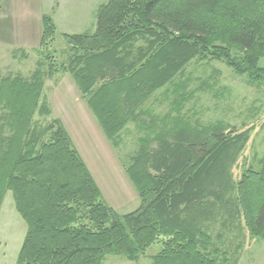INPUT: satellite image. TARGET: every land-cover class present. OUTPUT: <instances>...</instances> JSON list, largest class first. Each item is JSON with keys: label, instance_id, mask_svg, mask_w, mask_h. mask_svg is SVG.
<instances>
[{"label": "trees", "instance_id": "16d2710c", "mask_svg": "<svg viewBox=\"0 0 264 264\" xmlns=\"http://www.w3.org/2000/svg\"><path fill=\"white\" fill-rule=\"evenodd\" d=\"M95 16L92 33L63 35L66 63L53 59L45 71L38 62L29 77L0 79V207L10 191L26 225L15 264L137 261L160 238L152 264H223L210 234L216 225L217 237L244 226L264 238V154L237 178L251 127L188 118L169 125V110L155 115L146 103L159 90L168 98L169 84L185 90L193 60L223 61L250 82L264 81V0H107ZM41 20L39 54L56 33L50 17ZM59 71L71 75L114 148L130 120L148 132L123 165L135 210L121 215L103 201L59 118L34 125L36 113L51 114L42 90Z\"/></svg>", "mask_w": 264, "mask_h": 264}, {"label": "rangeland", "instance_id": "374dc122", "mask_svg": "<svg viewBox=\"0 0 264 264\" xmlns=\"http://www.w3.org/2000/svg\"><path fill=\"white\" fill-rule=\"evenodd\" d=\"M90 2L0 0V79L16 74L29 77L38 62L42 63L41 67L45 71L53 63V59L57 66L61 62L66 63L67 45L63 34L91 32L95 28L97 7L94 4L91 9ZM43 16L50 17L56 24V33L54 39L44 48L43 54H39ZM240 53L234 51L233 55H241ZM258 66L264 68V53L258 59ZM63 73L65 72L59 71V74L46 79L40 102H45L51 114L44 116L36 113L34 125L39 130L49 126L53 119H62L76 146L86 158L103 201L121 215L129 213L138 207L139 198L123 165L125 161L128 164V157L141 146L140 139H148V132L144 127L137 131L130 127L129 131H125L124 128L122 143L115 150L112 148L113 153H109L104 144L94 134L89 133L90 120L84 103L81 102L82 97L79 95L76 96L78 100L72 97L64 100L65 97L59 94L60 89L61 92L64 90L60 88L59 81L62 84L70 79ZM182 81L188 84L185 90L180 89L179 92L174 89L175 86L169 84L168 98L162 96L161 90L154 94L157 100H152V103L157 111L163 113L169 110L170 120L165 122H170V125L175 120L186 121L188 118L190 122L198 119L204 125L221 121L238 131L251 127L244 150L233 167V174L239 178L246 170L257 169V160L264 154V81L250 82L246 75L236 74L231 67L219 60L191 61ZM49 134L43 139H47ZM109 157L111 160L116 157L120 161L119 168ZM241 227L239 234L234 231L224 234L223 238L217 237L220 231L217 225L210 229L212 243L214 248L219 249L222 263L264 264V238L251 236L244 226ZM25 232L26 225L16 211L12 194L8 191L0 207V264L16 263ZM161 248L160 238L137 261L113 255L107 256L103 264H152L151 256ZM223 255L227 257L226 260Z\"/></svg>", "mask_w": 264, "mask_h": 264}, {"label": "crops", "instance_id": "0c3cea01", "mask_svg": "<svg viewBox=\"0 0 264 264\" xmlns=\"http://www.w3.org/2000/svg\"><path fill=\"white\" fill-rule=\"evenodd\" d=\"M87 1H89V0H87ZM91 2H90V8L91 9H93L94 7H93V5L94 4H96V7L98 8V6L100 5V4H102V3H104V2H106L107 0H90ZM98 4V5H97ZM96 9V8H95ZM41 22H42V20H41ZM55 24V23H54ZM55 27H56V24H55ZM95 27V26H94ZM95 29V28H94ZM94 30H91V32L90 33H92ZM77 33H83V32H77ZM64 34H68V33H64ZM63 34V35H64ZM69 34H76V33H69ZM66 42V41H65ZM65 51H66V53H68V48L66 47V49H65ZM56 74H59V72H57ZM64 75H68L69 76V81H67V82H65V83H60V81H59V86H60V88L62 87L64 90L61 92V89L59 90L60 91V93L59 94H61V96L62 97H65L64 98V100H69L70 98H68L67 99V97H72V98H74L75 100L77 99H79V98H76V96H81V94H80V92H79V90H78V88H77V86H76V84H75V82H74V80L72 79V77H71V75L68 73V72H65V73H63ZM58 94V95H59ZM83 100V101H82ZM82 100H81V102H83L84 103V108L86 109V112H87V114H88V117H89V120H90V127H89V133H92V134H94L97 138H98V140L101 142V143H103L104 144V147L105 148H107V151L109 152V153H113V149H114V147H113V145L111 144V142L106 138V136H105V134H104V132H103V130H102V128H101V125H100V123H99V121L97 120V118L95 117V115L93 114V112L91 111V109L89 108V106L87 105V103H86V101L82 98ZM153 102V101H152ZM152 102H150V103H146V104H144V106L146 105L147 107H150V109L152 110V111H150V112H152L153 114H155V115H157L158 114V111H157V109H156V107L153 105V103ZM155 105H157V103H155ZM61 122H62V124H63V126H64V128H65V130L67 131V133H68V135H69V137H70V139H71V141H72V143H73V145H74V147H75V149L77 150V152H78V154H79V156L81 157V159L84 161V163L86 164V166H87V168L89 169V171H90V173H91V175L93 176V178H94V180L96 181V178L94 177V175L92 174V172H91V170H90V166H89V164H88V162H87V160H86V158L84 157V155L82 154V152L80 151V149L76 146V144H75V142H74V138L72 137V135H71V133H70V130H68V127H66L65 125H64V122H63V120L61 119ZM129 127L130 128H132V130H134L135 129V131H137V130H139L138 128H137V125H136V122L134 121V120H130L127 124H126V126H125V131H129ZM113 148V149H112ZM115 150V149H114ZM106 160H107V157H106ZM109 160H111V158L109 157ZM113 161V163L114 164H116L117 166H118V168H119V163H120V161L115 157L114 158V160H111V162ZM96 183H97V181H96ZM97 185H98V183H97ZM105 261V260H104Z\"/></svg>", "mask_w": 264, "mask_h": 264}]
</instances>
